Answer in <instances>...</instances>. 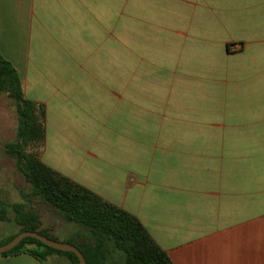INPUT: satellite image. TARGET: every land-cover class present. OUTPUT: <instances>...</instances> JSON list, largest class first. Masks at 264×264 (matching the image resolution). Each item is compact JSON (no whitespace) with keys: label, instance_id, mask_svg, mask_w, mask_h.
<instances>
[{"label":"crops","instance_id":"0c3cea01","mask_svg":"<svg viewBox=\"0 0 264 264\" xmlns=\"http://www.w3.org/2000/svg\"><path fill=\"white\" fill-rule=\"evenodd\" d=\"M0 55L47 167L173 264H264V0H0Z\"/></svg>","mask_w":264,"mask_h":264},{"label":"trees","instance_id":"16d2710c","mask_svg":"<svg viewBox=\"0 0 264 264\" xmlns=\"http://www.w3.org/2000/svg\"><path fill=\"white\" fill-rule=\"evenodd\" d=\"M0 93H8L15 99L19 119V141L7 144L6 149L19 159L21 171L31 184V196L56 210L65 222L82 228L86 235L94 238L96 251L91 254L88 253L87 245H79L73 239L65 241L80 250L87 264H107L109 244L123 255V261L115 264H173L168 254L157 245L136 217L56 173L42 163L38 155L26 152L31 145H44V110L24 98L18 73L1 55ZM19 226V233L38 232L59 241L40 230L38 223L29 226L20 223ZM19 233L0 242V246L10 242ZM50 253L66 256L71 264H79L75 254L54 250L32 238L24 239L17 247L1 256L27 254L44 263Z\"/></svg>","mask_w":264,"mask_h":264},{"label":"rangeland","instance_id":"374dc122","mask_svg":"<svg viewBox=\"0 0 264 264\" xmlns=\"http://www.w3.org/2000/svg\"><path fill=\"white\" fill-rule=\"evenodd\" d=\"M18 127L15 99L8 93H0V242L19 233L20 223L28 226L38 223L40 230L60 242L73 239L79 245H87L89 254L95 252L94 238L86 235L82 228L65 222L56 210L31 196V184L21 171L19 159L6 149L7 144L19 141ZM42 147L31 145L26 152L40 157ZM109 251L107 264L123 261V255L110 244ZM90 257L88 255L89 260Z\"/></svg>","mask_w":264,"mask_h":264},{"label":"water","instance_id":"95a60500","mask_svg":"<svg viewBox=\"0 0 264 264\" xmlns=\"http://www.w3.org/2000/svg\"><path fill=\"white\" fill-rule=\"evenodd\" d=\"M26 238L35 239L41 242L42 244H44L45 246L50 247L54 250L67 252V253H73L77 256L79 260V264H87V261L84 255L75 246L70 245L68 243L60 242V241H54L45 236L40 235L38 232H30V231L21 232L15 238H13L10 242L4 245H1L0 246V256L14 249L15 247H17Z\"/></svg>","mask_w":264,"mask_h":264},{"label":"built area","instance_id":"2783aa9c","mask_svg":"<svg viewBox=\"0 0 264 264\" xmlns=\"http://www.w3.org/2000/svg\"><path fill=\"white\" fill-rule=\"evenodd\" d=\"M238 47V46H235V48Z\"/></svg>","mask_w":264,"mask_h":264}]
</instances>
